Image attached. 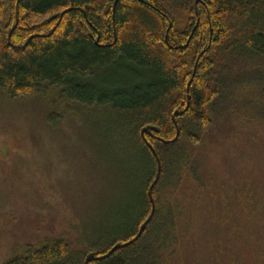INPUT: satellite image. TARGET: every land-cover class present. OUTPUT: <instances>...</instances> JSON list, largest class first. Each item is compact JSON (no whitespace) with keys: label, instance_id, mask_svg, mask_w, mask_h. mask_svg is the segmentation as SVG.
Wrapping results in <instances>:
<instances>
[{"label":"trees","instance_id":"16d2710c","mask_svg":"<svg viewBox=\"0 0 264 264\" xmlns=\"http://www.w3.org/2000/svg\"><path fill=\"white\" fill-rule=\"evenodd\" d=\"M37 95L52 123L104 114L112 143L146 165L127 209L78 252L47 240L7 264H85L131 242L159 165L143 235L90 264H264V188L228 191L199 154L264 128V0H0V96Z\"/></svg>","mask_w":264,"mask_h":264},{"label":"rangeland","instance_id":"374dc122","mask_svg":"<svg viewBox=\"0 0 264 264\" xmlns=\"http://www.w3.org/2000/svg\"><path fill=\"white\" fill-rule=\"evenodd\" d=\"M52 112L39 95L0 96V264L47 240L64 239L78 252L127 209L143 177L142 155L121 153L104 114L52 123ZM247 131L239 141L217 136L199 153L206 170L225 174L222 186L242 195L264 188V128L250 124ZM201 209L210 212L209 205ZM214 225L207 216L204 229L211 233Z\"/></svg>","mask_w":264,"mask_h":264},{"label":"water","instance_id":"95a60500","mask_svg":"<svg viewBox=\"0 0 264 264\" xmlns=\"http://www.w3.org/2000/svg\"><path fill=\"white\" fill-rule=\"evenodd\" d=\"M151 128H146L142 131V136H144L146 133L149 132ZM154 131H156L157 129L155 128H152ZM179 131L177 133V138L176 140L179 138ZM175 140V141H176ZM160 175H161V167L159 165V169H158V174H157V177H156V180L155 182L153 183V185L151 186L150 188V191H149V196H150V200L152 202V213H151V216L149 217V219L142 225L138 235L136 236V238H134L131 242L127 243V244H124V245H118L116 246L108 255L104 256V257H97L95 254H92L90 255L87 259H86V262L85 264H90L91 262L93 261H96V260H100V259H104V258H107L109 257L111 254H113L116 250L122 248V247H126V246H129V245H132L134 244L144 233V231L146 230L148 224L150 223V221L152 220V218L154 217L155 215V212H156V205H155V202H154V199H153V190L155 188V186L158 184V181L160 179Z\"/></svg>","mask_w":264,"mask_h":264}]
</instances>
